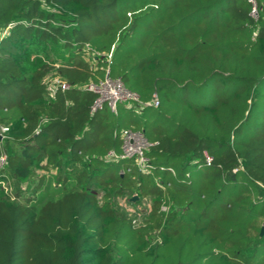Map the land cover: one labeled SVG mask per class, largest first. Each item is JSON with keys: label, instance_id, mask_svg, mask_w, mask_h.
I'll return each instance as SVG.
<instances>
[{"label": "trees", "instance_id": "16d2710c", "mask_svg": "<svg viewBox=\"0 0 264 264\" xmlns=\"http://www.w3.org/2000/svg\"><path fill=\"white\" fill-rule=\"evenodd\" d=\"M108 65L139 101L92 112ZM0 123L17 179L74 181L0 190V264H264V0H0ZM124 129L144 169L109 157ZM136 192L138 224L114 205Z\"/></svg>", "mask_w": 264, "mask_h": 264}, {"label": "built area", "instance_id": "2783aa9c", "mask_svg": "<svg viewBox=\"0 0 264 264\" xmlns=\"http://www.w3.org/2000/svg\"><path fill=\"white\" fill-rule=\"evenodd\" d=\"M256 14L254 7L253 15ZM112 53L107 54V61L110 64ZM58 65V64H57ZM70 84L59 75H55L53 80L49 83V95L53 96L57 90H66ZM85 88L96 94V99L91 107V111L102 109L106 104L113 111L117 112V105L120 102H133L139 101V96L127 89L125 84L120 78H113L109 73V65L107 66L105 75L98 81H91L85 85ZM153 104L157 105V99H153ZM9 127L0 123V184L3 183V169L7 162V153L2 148V144L7 138ZM122 138V151L115 153L110 151L109 157L113 158H134L138 166L142 169L145 168L147 157L146 150L150 146L145 134L140 130L124 129L121 134Z\"/></svg>", "mask_w": 264, "mask_h": 264}, {"label": "rangeland", "instance_id": "374dc122", "mask_svg": "<svg viewBox=\"0 0 264 264\" xmlns=\"http://www.w3.org/2000/svg\"><path fill=\"white\" fill-rule=\"evenodd\" d=\"M150 20L151 22L154 21L153 18H150ZM139 21H141L140 25L142 26V29H144L148 20L141 18ZM55 75L57 76L58 74L51 73L47 77L48 84L53 80ZM130 105L133 106L132 104ZM10 135L11 134L8 132L7 137L10 138ZM2 148L5 149V143L2 144ZM3 174V183L0 184V190L4 191L10 199H15L25 204H37L47 196L60 195L65 189L71 188L74 184V181H70L69 184L63 186L56 182L54 171H47L40 168L36 169L27 181L17 179L10 167L6 165L3 169ZM94 188L97 190L98 194H103L101 188L96 186ZM132 197H136V199L133 200ZM114 205L117 209L126 213L136 224H138L150 210L151 198L150 196H143L137 192L133 195L125 194L123 196H116L114 198Z\"/></svg>", "mask_w": 264, "mask_h": 264}, {"label": "water", "instance_id": "95a60500", "mask_svg": "<svg viewBox=\"0 0 264 264\" xmlns=\"http://www.w3.org/2000/svg\"><path fill=\"white\" fill-rule=\"evenodd\" d=\"M132 199L135 200L136 197H132ZM263 234H264V226H263L262 229H261V233H260V235H263Z\"/></svg>", "mask_w": 264, "mask_h": 264}]
</instances>
